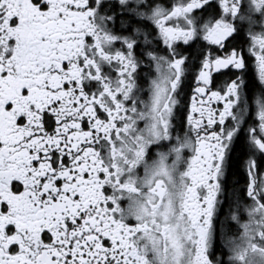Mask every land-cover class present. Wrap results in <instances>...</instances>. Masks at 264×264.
I'll return each mask as SVG.
<instances>
[{"label": "flooded vegetation", "instance_id": "af4514ba", "mask_svg": "<svg viewBox=\"0 0 264 264\" xmlns=\"http://www.w3.org/2000/svg\"><path fill=\"white\" fill-rule=\"evenodd\" d=\"M0 264H264V0H0Z\"/></svg>", "mask_w": 264, "mask_h": 264}, {"label": "trees", "instance_id": "16d2710c", "mask_svg": "<svg viewBox=\"0 0 264 264\" xmlns=\"http://www.w3.org/2000/svg\"><path fill=\"white\" fill-rule=\"evenodd\" d=\"M237 175H238V178L240 179V180H242V176H241V174L240 173H237Z\"/></svg>", "mask_w": 264, "mask_h": 264}]
</instances>
